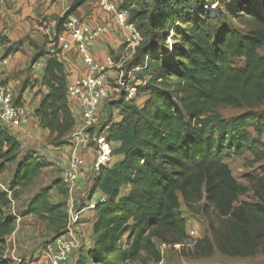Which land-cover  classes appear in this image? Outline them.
Wrapping results in <instances>:
<instances>
[{
  "label": "trees",
  "instance_id": "obj_1",
  "mask_svg": "<svg viewBox=\"0 0 264 264\" xmlns=\"http://www.w3.org/2000/svg\"><path fill=\"white\" fill-rule=\"evenodd\" d=\"M86 1L73 0L55 32ZM118 9L128 12V23L141 38L126 66L138 69L133 74L141 86L133 98L120 94L110 103L120 121L110 124L104 136L119 143L109 155L121 159L92 178L89 195L99 192L104 201L93 208V244L79 251L75 264H158L159 245H181L187 238L180 210L192 213L200 205L202 212L213 211L217 223L191 248L198 257L214 251L241 258L264 254V164L258 174L245 176L244 185L225 162L231 154L250 155L251 165L264 160V140L259 139L264 115L252 111L264 103V57L258 53L264 46V0H121ZM12 50L6 48V55ZM56 54L36 48L31 65L46 58L39 84L47 92L34 116L52 135L49 143L60 147L75 121ZM234 60H243L244 66L234 67ZM139 96L145 97L140 107L135 105ZM243 107L248 111L230 120L218 112ZM12 165L8 188H0V264L6 263L5 238L15 230V219L4 210L18 190L30 187L51 165L36 151H23L0 125V175ZM53 187L60 203H50L51 188H44L24 215L63 235L68 195L60 177ZM248 193L252 201H238Z\"/></svg>",
  "mask_w": 264,
  "mask_h": 264
},
{
  "label": "built area",
  "instance_id": "obj_2",
  "mask_svg": "<svg viewBox=\"0 0 264 264\" xmlns=\"http://www.w3.org/2000/svg\"><path fill=\"white\" fill-rule=\"evenodd\" d=\"M5 2L6 0H0V8ZM100 2L102 11L109 16L107 24H95L73 14L66 17L61 32H55L56 22L47 20L42 24L43 35L52 45L50 53L57 52L58 58L63 52H74L79 57L84 70L81 75L67 84L66 90L68 102L74 100L78 103L80 120V129L67 144L69 152L63 154L64 164L60 170V179L68 195L69 219L65 233L45 247L40 264H73L74 256L83 248V241L77 230L80 223L79 215L84 210H93L96 203L104 201V196L99 193L95 200H91L90 197L86 206L74 210L76 194L80 185L79 180L85 171L83 152L92 148L91 142L95 144L97 159L92 166L95 172L99 170L102 160L106 163L110 153L108 142L103 134L88 132L90 129L100 127L103 105L105 102L113 100L111 97L113 93L117 92L110 80L109 73L114 74V82L118 86H123L128 82L129 74L124 71L127 59L120 58L115 61L111 56H106L103 60L95 59L92 53L94 43L100 36L114 33L116 30L128 33L125 43L133 51L141 42L136 30L128 23V12L119 10L110 0H100ZM6 48L5 41L0 34V125L7 130H12L21 124L22 111L15 104L13 89L2 81L10 56L6 55ZM136 70L138 69L129 72L132 73ZM114 111L117 113L116 110ZM90 189L91 183L86 185L87 194L90 193ZM197 239V231L191 229L187 231V238L183 244L172 247L176 249L192 248ZM160 246L164 247L165 245Z\"/></svg>",
  "mask_w": 264,
  "mask_h": 264
},
{
  "label": "crops",
  "instance_id": "obj_3",
  "mask_svg": "<svg viewBox=\"0 0 264 264\" xmlns=\"http://www.w3.org/2000/svg\"><path fill=\"white\" fill-rule=\"evenodd\" d=\"M73 0H6L0 8V34L5 41L7 48H12L8 65L6 66L2 81L9 85L14 92L15 99L19 101L17 107L22 111V120L19 127L8 130L21 144L22 149H34L33 146L42 147L44 139L50 140L52 135L47 130H43L39 126L38 119L34 116V110L38 107L42 96L47 90L40 86L39 81L43 75L46 58L38 59L31 65V59L36 52V48H43L46 52H51L52 45L50 43L43 44L44 35L42 32L41 22L55 20L61 18L71 6ZM117 7L121 0H111ZM80 18L89 20L95 24H107L109 16L104 14L101 8L100 0H87L83 6L73 13ZM128 35L123 30H116L114 33L100 36L94 43L92 53L95 59L103 60L106 56H111L118 61L124 56L127 58L133 55V50L126 44L125 38ZM18 45H15L17 44ZM20 43V44H19ZM58 60L63 64L66 73V82L69 84L76 77L82 74L84 68L78 56L74 52H63L58 56ZM110 80L115 85L114 74L109 73ZM117 85V84H116ZM114 98L113 100H115ZM69 109L75 121V126L71 133L65 137V141H70L71 137L80 129V120L78 116V103L76 101L68 102ZM112 119L109 124L119 122L120 118L111 108ZM105 119V110L101 112V122ZM108 127V126H107ZM90 129V134H102L101 131ZM104 135V134H103ZM55 148L54 151L47 150L46 155L48 161L61 169L64 164V155L69 152L68 145ZM92 148L83 152L85 160V171L79 180V189L77 191L76 202L85 197L83 206L88 203L89 198L95 200L99 196V192L93 195L87 194L86 185L91 183L92 178L97 172L92 169L97 159V151L94 143L91 142ZM110 151H115L119 147L117 142H108ZM50 148V147H48ZM45 154H41L46 156ZM48 157V156H47ZM121 159L120 156H108L104 167H112ZM60 175L58 176V178ZM86 194V195H85ZM62 198V197H61ZM80 223L77 226L78 233L83 241V248L80 252L89 249L93 244L92 224L95 219L93 210H84L79 215ZM18 221L20 219L18 218ZM15 230L13 235L17 232ZM7 247L5 246V249ZM7 250V249H6ZM79 254V252H78ZM76 254L73 258L75 264ZM5 257L3 256V260ZM15 260V258L12 257ZM16 261H20L16 259ZM8 264V263H6ZM37 264H40V260Z\"/></svg>",
  "mask_w": 264,
  "mask_h": 264
},
{
  "label": "rangeland",
  "instance_id": "obj_4",
  "mask_svg": "<svg viewBox=\"0 0 264 264\" xmlns=\"http://www.w3.org/2000/svg\"><path fill=\"white\" fill-rule=\"evenodd\" d=\"M111 1V0H110ZM112 2V1H111ZM214 7V6H213ZM218 8V7H217ZM217 8L215 13L217 12ZM220 11V10H219ZM58 20V19H57ZM55 20V21H57ZM44 20L41 22V25ZM237 25H235L236 27ZM179 31H183L184 26H178ZM172 40L169 38L166 39V42L169 43ZM43 44L49 43L46 37L42 40ZM126 46L125 45H122ZM259 55L264 57V46L258 51ZM132 55L129 57H123L127 59L124 65V71L128 75V82H126L123 86L114 85L113 87L117 89V92L113 93L111 99L118 98L120 94H125L127 98H133L134 96V89L141 86V83L136 80L134 72H129L127 69V64L130 62ZM233 66L236 68H242L244 66L243 60H234ZM16 100V99H15ZM145 101L144 96H139L135 100V105L140 107L143 105ZM111 101L105 102L103 105V110H105V119L101 122L100 130L102 134L106 132L107 126H109V122L112 119V110L110 107ZM248 109L243 107L241 109H219L218 112L222 115V117L226 120L233 119L245 112ZM254 113L263 114L264 115V103H262L259 107L252 110ZM261 141L264 140V133L259 138ZM50 147V148H48ZM61 147V146H60ZM34 149H23L25 150H33L36 151L37 154L46 162L48 158H52L49 155H46L47 150L54 151L55 147L49 143V140L44 139L42 143V147L33 146ZM41 154H45L41 155ZM48 156V157H47ZM225 162L229 166L233 177L241 184L247 185L245 181L246 175H256L258 174L257 168L260 165L264 164V160L251 165V156L245 154L243 157H238L233 154L228 156L225 159ZM50 163V162H49ZM14 165L10 166L3 174L0 175V188L2 190H6L9 185V181L13 174ZM60 168L56 165L51 163L50 166L44 168L40 175L33 181L32 185L24 190H18L16 192V197L13 200L10 207L4 210L5 214L8 217L15 219V230L17 232L13 235L15 230L12 234L5 238V246L7 247L4 251V261L8 264H37L40 260L41 263V256L45 250V247L52 242H54L57 238L62 235V232H55L54 229L48 227L46 223H43L36 219L33 216L24 215V211L28 202L42 189L44 188H51L47 193V198L50 203H60L62 198L59 195V192L56 187H53V182L58 179L60 175ZM86 195V194H85ZM84 198L74 203V210H79L83 207ZM96 199V198H94ZM239 202L242 201H252L251 194L248 193L247 195L240 197ZM89 211V210H88ZM181 216L186 220V231L195 229L198 234V239L203 238L204 236H209V226L216 225V217L213 214L211 209L207 210L206 212H202L201 205L196 206L192 213L187 212L184 208L180 210ZM20 221H17L18 218ZM78 235H80L78 233ZM123 244V243H121ZM158 250L161 253L162 261L158 264H264V254H256L251 257L241 258V257H229L219 254L217 251H214L209 257H198L195 253L192 252L190 247H183L176 249L172 246H158ZM15 258L14 259H12ZM19 259L20 261H16ZM5 263V264H6ZM135 264H155L152 262H137Z\"/></svg>",
  "mask_w": 264,
  "mask_h": 264
},
{
  "label": "bare ground",
  "instance_id": "obj_5",
  "mask_svg": "<svg viewBox=\"0 0 264 264\" xmlns=\"http://www.w3.org/2000/svg\"><path fill=\"white\" fill-rule=\"evenodd\" d=\"M104 164H105V161H104V160H102V161H101V163L99 164V168L103 167V166H104Z\"/></svg>",
  "mask_w": 264,
  "mask_h": 264
}]
</instances>
